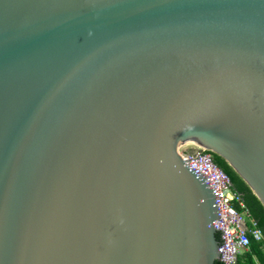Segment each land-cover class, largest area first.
I'll list each match as a JSON object with an SVG mask.
<instances>
[{
    "label": "water",
    "instance_id": "water-1",
    "mask_svg": "<svg viewBox=\"0 0 264 264\" xmlns=\"http://www.w3.org/2000/svg\"><path fill=\"white\" fill-rule=\"evenodd\" d=\"M224 159L264 207V0H0V264H215Z\"/></svg>",
    "mask_w": 264,
    "mask_h": 264
},
{
    "label": "built area",
    "instance_id": "built-area-1",
    "mask_svg": "<svg viewBox=\"0 0 264 264\" xmlns=\"http://www.w3.org/2000/svg\"><path fill=\"white\" fill-rule=\"evenodd\" d=\"M211 184L217 195L220 220L214 226L220 237V260L223 264H236L238 257L249 250L252 241L261 242L264 235L249 214L240 194L234 191L230 178L214 161L212 154L185 157Z\"/></svg>",
    "mask_w": 264,
    "mask_h": 264
},
{
    "label": "trees",
    "instance_id": "trees-1",
    "mask_svg": "<svg viewBox=\"0 0 264 264\" xmlns=\"http://www.w3.org/2000/svg\"><path fill=\"white\" fill-rule=\"evenodd\" d=\"M215 163L230 178L234 191L241 195L245 206L251 217L257 222L258 227L264 235V207L250 188L233 171L224 159L213 155ZM220 239L219 234L217 235ZM215 264H223L216 261ZM236 264H264V240L261 242L252 241L249 250L242 253Z\"/></svg>",
    "mask_w": 264,
    "mask_h": 264
}]
</instances>
